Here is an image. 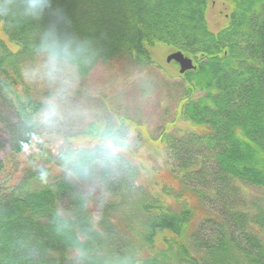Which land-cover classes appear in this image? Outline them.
<instances>
[{"label":"trees","instance_id":"trees-1","mask_svg":"<svg viewBox=\"0 0 264 264\" xmlns=\"http://www.w3.org/2000/svg\"><path fill=\"white\" fill-rule=\"evenodd\" d=\"M220 1L215 32L209 0H49L36 17L0 0V264H264V0ZM52 42L78 78L118 59L154 66L159 43L193 59L175 96L191 129L162 135L174 183L150 181L125 147L88 178L69 173L62 155L98 151L99 128L126 146L130 131L108 118L48 143L26 78Z\"/></svg>","mask_w":264,"mask_h":264},{"label":"rangeland","instance_id":"rangeland-1","mask_svg":"<svg viewBox=\"0 0 264 264\" xmlns=\"http://www.w3.org/2000/svg\"><path fill=\"white\" fill-rule=\"evenodd\" d=\"M228 13L227 3L209 0L210 29L216 32L222 28ZM3 37L0 23V38ZM172 52L175 50L159 43L151 49L154 66H136L118 59L97 66L87 78H78L64 66L53 68L44 58L35 62L26 80L34 95L47 104L55 103L58 111L51 122L41 113V128L50 134L45 139L57 147L63 144L66 132L75 134L92 122L101 123L108 118L116 122V118H124L130 131V146L124 148L127 155L141 164L150 181L159 185L164 181L174 183L169 174L168 144L162 135L166 132L180 135L191 125L180 117L181 109L176 104L175 96L181 94L184 82L180 66L174 61L167 62ZM73 140L77 145L90 141L83 136H75ZM243 189L248 197L263 193L255 188Z\"/></svg>","mask_w":264,"mask_h":264},{"label":"clouds","instance_id":"clouds-1","mask_svg":"<svg viewBox=\"0 0 264 264\" xmlns=\"http://www.w3.org/2000/svg\"><path fill=\"white\" fill-rule=\"evenodd\" d=\"M49 6V0H22V9L25 16H39L44 9ZM7 9L0 14H6ZM49 52V64L55 68L61 59L71 60L72 53L55 42L43 45ZM45 119L54 121L58 115L57 106L49 102L43 109ZM98 139V151L94 153H82L81 151L68 150L62 155L65 166L70 174H75L79 178H88L93 174L96 163L102 164L105 168L110 167L117 159V153L127 145V141L117 132L108 128H99L94 133ZM45 172H41V179L46 177Z\"/></svg>","mask_w":264,"mask_h":264},{"label":"water","instance_id":"water-1","mask_svg":"<svg viewBox=\"0 0 264 264\" xmlns=\"http://www.w3.org/2000/svg\"><path fill=\"white\" fill-rule=\"evenodd\" d=\"M176 62L180 66V73H184L188 70H191L195 67L193 63V59L186 56L183 52L181 51H175L172 52L167 56V62Z\"/></svg>","mask_w":264,"mask_h":264}]
</instances>
